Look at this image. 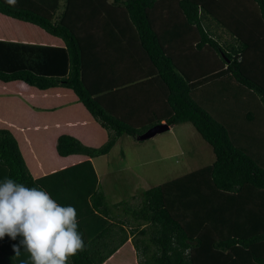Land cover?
Listing matches in <instances>:
<instances>
[{"label":"trees","instance_id":"obj_1","mask_svg":"<svg viewBox=\"0 0 264 264\" xmlns=\"http://www.w3.org/2000/svg\"><path fill=\"white\" fill-rule=\"evenodd\" d=\"M223 1L0 0V13L63 42L0 38V80L68 87L106 130L97 146L58 134V154L87 158L32 177L0 127V182L42 188L77 211L85 248L68 264H100L128 237L138 264H264V140L255 127L264 119V0H234L246 7L235 15L223 13ZM229 105L257 144L232 138L222 120ZM161 120L190 122L212 161L139 190L137 205L106 202L90 158ZM15 241L0 239V264H31L28 253L15 254Z\"/></svg>","mask_w":264,"mask_h":264},{"label":"crops","instance_id":"obj_2","mask_svg":"<svg viewBox=\"0 0 264 264\" xmlns=\"http://www.w3.org/2000/svg\"><path fill=\"white\" fill-rule=\"evenodd\" d=\"M230 1L233 2L230 3ZM223 2V13L226 15H235V11L246 8L242 4L235 3L234 0H224ZM0 15L4 16L5 14L0 13ZM207 24L208 26H218L213 20L207 21ZM37 27L41 30L34 32L25 26L12 25L10 21L3 20L0 22V38L29 42L39 40L36 43L42 44L63 43L60 37L50 33L43 34L40 31L44 30ZM44 40H47L48 43H44ZM223 110L222 120L224 123L235 127V129L245 126L243 122H247V119L237 117L236 108H231L229 105ZM256 125L260 128L258 135L264 140V119L259 120ZM0 127L7 128L16 139L25 165L32 177H39L87 158L86 155L80 153L58 154L55 150L58 134H71L82 143L91 146L101 144L107 136L106 130L90 115L70 88L64 86L38 88L20 79L0 80ZM120 137L121 135L115 142ZM93 158H90L92 165ZM95 173L97 182L101 186L96 170ZM20 239L21 237H17L15 245L19 244ZM24 253L27 252L21 248L20 254ZM120 260H125L126 264H138L130 237L100 264H117V261Z\"/></svg>","mask_w":264,"mask_h":264},{"label":"rangeland","instance_id":"obj_3","mask_svg":"<svg viewBox=\"0 0 264 264\" xmlns=\"http://www.w3.org/2000/svg\"><path fill=\"white\" fill-rule=\"evenodd\" d=\"M0 16V22L10 21L12 25L25 26L34 32L41 30L37 27L38 25L28 21L6 15ZM215 27L209 26V29H214L221 38L228 37L224 30L220 27L215 29ZM40 32L49 34L45 30ZM32 41L39 42V40ZM43 42L48 43L47 40ZM206 51H208L206 48L200 49L203 58L208 56ZM249 94V97L252 96L254 99L255 94L251 92ZM260 105H262L261 102ZM227 126L236 143L244 145L258 143L259 139L253 137L256 135L246 133L247 126L237 127V129L229 124ZM255 127L257 130L260 129L257 125ZM255 127L253 128L256 130ZM93 143L96 142L93 141ZM212 159L213 152L210 145L190 122L185 121L171 125L145 139H135L131 135L122 134L108 152L93 158V166L100 179L106 202L126 200L129 197L130 203L137 205L140 200L139 190L197 169L210 163ZM117 264H126V261L120 260Z\"/></svg>","mask_w":264,"mask_h":264},{"label":"clouds","instance_id":"obj_4","mask_svg":"<svg viewBox=\"0 0 264 264\" xmlns=\"http://www.w3.org/2000/svg\"><path fill=\"white\" fill-rule=\"evenodd\" d=\"M5 2L15 6L17 0ZM6 235L21 237L13 251L19 255L22 248L31 264H68L85 248L73 206L60 205L42 188L8 177L0 182V239Z\"/></svg>","mask_w":264,"mask_h":264},{"label":"water","instance_id":"obj_5","mask_svg":"<svg viewBox=\"0 0 264 264\" xmlns=\"http://www.w3.org/2000/svg\"><path fill=\"white\" fill-rule=\"evenodd\" d=\"M168 128V124L164 121L155 123L148 128H146L144 131L136 135V138L138 139H145L147 137H150L151 135L155 134L156 132H160L164 129Z\"/></svg>","mask_w":264,"mask_h":264}]
</instances>
